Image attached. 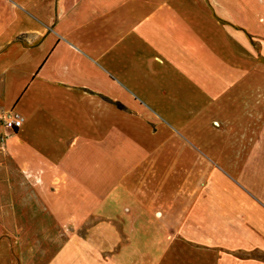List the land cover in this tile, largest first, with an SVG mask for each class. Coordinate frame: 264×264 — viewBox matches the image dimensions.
Here are the masks:
<instances>
[{"label":"crops","instance_id":"1","mask_svg":"<svg viewBox=\"0 0 264 264\" xmlns=\"http://www.w3.org/2000/svg\"><path fill=\"white\" fill-rule=\"evenodd\" d=\"M246 1L0 0V111L22 118L0 124V172L55 224L89 225L47 264H183L200 124L251 88L217 19L249 17Z\"/></svg>","mask_w":264,"mask_h":264},{"label":"rangeland","instance_id":"2","mask_svg":"<svg viewBox=\"0 0 264 264\" xmlns=\"http://www.w3.org/2000/svg\"><path fill=\"white\" fill-rule=\"evenodd\" d=\"M257 2H243L249 17L217 18L236 30V67L243 57L250 60L251 88L240 100L225 98L210 114L211 126L200 124L205 170L189 182L198 184L201 204L186 218L189 238L196 239L186 242L183 264L264 263V37L254 34L264 33V16L254 15L262 11ZM88 227L55 224L19 172H0V264H47L66 240H80Z\"/></svg>","mask_w":264,"mask_h":264},{"label":"built area","instance_id":"3","mask_svg":"<svg viewBox=\"0 0 264 264\" xmlns=\"http://www.w3.org/2000/svg\"><path fill=\"white\" fill-rule=\"evenodd\" d=\"M0 119L3 127L8 131L18 130L22 125V118L13 112L5 113Z\"/></svg>","mask_w":264,"mask_h":264},{"label":"trees","instance_id":"4","mask_svg":"<svg viewBox=\"0 0 264 264\" xmlns=\"http://www.w3.org/2000/svg\"><path fill=\"white\" fill-rule=\"evenodd\" d=\"M117 106H118L119 108H122V106H121V105H119V104H117ZM13 131H15V130H13Z\"/></svg>","mask_w":264,"mask_h":264}]
</instances>
